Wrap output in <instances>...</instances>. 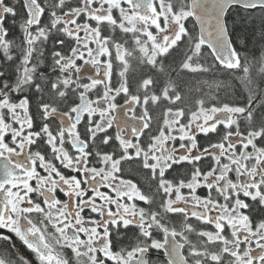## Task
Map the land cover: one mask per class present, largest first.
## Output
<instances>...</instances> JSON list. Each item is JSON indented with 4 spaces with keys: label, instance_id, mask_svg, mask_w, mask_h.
I'll return each mask as SVG.
<instances>
[{
    "label": "snow or ice",
    "instance_id": "snow-or-ice-1",
    "mask_svg": "<svg viewBox=\"0 0 264 264\" xmlns=\"http://www.w3.org/2000/svg\"><path fill=\"white\" fill-rule=\"evenodd\" d=\"M0 264H264V0H0Z\"/></svg>",
    "mask_w": 264,
    "mask_h": 264
},
{
    "label": "trees",
    "instance_id": "trees-1",
    "mask_svg": "<svg viewBox=\"0 0 264 264\" xmlns=\"http://www.w3.org/2000/svg\"><path fill=\"white\" fill-rule=\"evenodd\" d=\"M186 26L191 28L192 27V20L191 18L189 21L186 22ZM262 47L257 43L255 39H253L250 43V51L256 55L259 56L260 52L259 49ZM206 51V50H205ZM243 54V53H242ZM183 79L188 83L189 89H191L193 81L195 80L194 77H188L185 76ZM204 81H208L207 84H204V90L206 92H209L210 94H215V83L219 82L221 85H226V88H222L219 90V94L222 98L225 99H231L233 101L242 98L243 94H245L246 90L243 87V84L240 81V74L237 73H227L224 71H220L215 73L214 75L211 76H205L201 78ZM209 85L212 87L210 88ZM197 86H199V82H197ZM198 95V93L193 92L192 96L195 98V96Z\"/></svg>",
    "mask_w": 264,
    "mask_h": 264
},
{
    "label": "flooded vegetation",
    "instance_id": "flooded-vegetation-1",
    "mask_svg": "<svg viewBox=\"0 0 264 264\" xmlns=\"http://www.w3.org/2000/svg\"><path fill=\"white\" fill-rule=\"evenodd\" d=\"M13 34H17V33L14 32ZM114 79H115V76H114ZM200 139H201L202 143H206L207 142L206 138L201 137ZM136 178L140 179L141 181L143 180V178L141 176H139V174H137ZM200 194L204 195L205 194L204 190H200ZM17 249H18L19 253L25 254L27 256H31V254L28 252V250L23 245H21L18 241H17ZM156 255H157V253L155 251H153V253H152L153 258Z\"/></svg>",
    "mask_w": 264,
    "mask_h": 264
}]
</instances>
